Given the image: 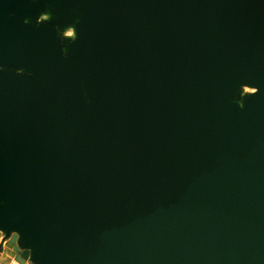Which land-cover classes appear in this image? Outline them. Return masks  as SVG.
<instances>
[{"label": "water", "instance_id": "1", "mask_svg": "<svg viewBox=\"0 0 264 264\" xmlns=\"http://www.w3.org/2000/svg\"><path fill=\"white\" fill-rule=\"evenodd\" d=\"M0 232L31 264H264V0H0Z\"/></svg>", "mask_w": 264, "mask_h": 264}, {"label": "rangeland", "instance_id": "2", "mask_svg": "<svg viewBox=\"0 0 264 264\" xmlns=\"http://www.w3.org/2000/svg\"><path fill=\"white\" fill-rule=\"evenodd\" d=\"M60 34L64 38H70L64 28H60ZM248 93L246 92V94ZM246 94L240 95L239 99ZM0 264H31L29 261V250L21 249L17 245V233L12 232L9 236L4 237V234L0 232Z\"/></svg>", "mask_w": 264, "mask_h": 264}, {"label": "bare ground", "instance_id": "3", "mask_svg": "<svg viewBox=\"0 0 264 264\" xmlns=\"http://www.w3.org/2000/svg\"><path fill=\"white\" fill-rule=\"evenodd\" d=\"M51 16V13L49 10L43 11L41 13L40 19L39 20H47ZM78 19H76L77 21ZM64 29L67 31V36L70 37L72 40L76 37V28L73 25L66 26ZM66 35V34H65ZM66 49V46L64 47V50ZM242 90H241V95L246 94V92L253 93L256 91V87L251 84H242ZM242 100L238 101L239 106H242Z\"/></svg>", "mask_w": 264, "mask_h": 264}, {"label": "crops", "instance_id": "4", "mask_svg": "<svg viewBox=\"0 0 264 264\" xmlns=\"http://www.w3.org/2000/svg\"><path fill=\"white\" fill-rule=\"evenodd\" d=\"M4 243V242H3Z\"/></svg>", "mask_w": 264, "mask_h": 264}]
</instances>
